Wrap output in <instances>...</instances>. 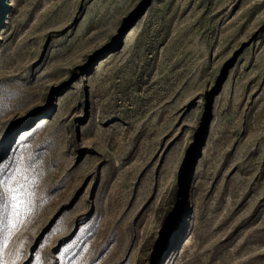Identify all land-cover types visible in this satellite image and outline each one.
I'll return each mask as SVG.
<instances>
[{"label": "rangeland", "instance_id": "374dc122", "mask_svg": "<svg viewBox=\"0 0 264 264\" xmlns=\"http://www.w3.org/2000/svg\"><path fill=\"white\" fill-rule=\"evenodd\" d=\"M0 6V163L37 179L20 264H264V0Z\"/></svg>", "mask_w": 264, "mask_h": 264}, {"label": "snow or ice", "instance_id": "6c2138e0", "mask_svg": "<svg viewBox=\"0 0 264 264\" xmlns=\"http://www.w3.org/2000/svg\"><path fill=\"white\" fill-rule=\"evenodd\" d=\"M9 110V105L0 97V114ZM0 129V139L7 133L8 127ZM30 166L0 163V264H20L27 259L24 254L25 240L19 234L31 222L37 207V179L29 176ZM57 229H54V231ZM164 227L161 226V233ZM78 241H74L59 251L66 264H74L78 253H72ZM52 256L42 257L38 250H33L30 264H43L51 261ZM59 264V260L57 261Z\"/></svg>", "mask_w": 264, "mask_h": 264}, {"label": "bare ground", "instance_id": "6f19581e", "mask_svg": "<svg viewBox=\"0 0 264 264\" xmlns=\"http://www.w3.org/2000/svg\"><path fill=\"white\" fill-rule=\"evenodd\" d=\"M0 10H2V9H1V6H0ZM0 13H1V11H0Z\"/></svg>", "mask_w": 264, "mask_h": 264}]
</instances>
